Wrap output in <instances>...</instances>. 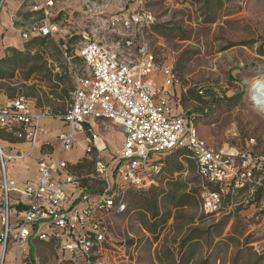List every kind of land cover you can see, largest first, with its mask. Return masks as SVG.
Here are the masks:
<instances>
[{
    "label": "built area",
    "instance_id": "built-area-1",
    "mask_svg": "<svg viewBox=\"0 0 264 264\" xmlns=\"http://www.w3.org/2000/svg\"><path fill=\"white\" fill-rule=\"evenodd\" d=\"M28 11L36 12L26 26L19 29L21 39L31 35L58 36L53 22L57 7L69 0H17ZM79 4L94 5L90 0ZM5 0H0V9ZM101 6H106L104 3ZM91 11L93 24L75 46L82 68L72 74V88L61 114L63 129L57 135V149L51 155H40L36 179L18 190L26 196L22 214L10 220L8 194L17 190L4 174L5 162L24 154H7L0 148V264L10 240L16 250L24 251L32 236L50 241L58 248L59 264H107L96 251L103 240L102 213L118 214L125 209L129 188L146 189L155 184L161 171L159 154L173 148L188 150L194 162L200 209L211 214L219 207L221 188L214 183L234 181L241 188L261 170L264 156L249 149L222 152L212 149L201 139L183 115L172 114L166 87L172 82L171 67L158 62L150 42L152 13L131 7L104 12ZM63 56L68 59L66 53ZM162 75L158 83L154 74ZM50 116L46 109L28 106L17 96L0 106V127L15 126V135L34 144L40 133L39 120ZM109 119L121 128L123 139L109 160L101 157L104 143L98 133L84 124L90 120ZM84 132L82 137L77 134ZM78 147L92 164L98 181L94 191H81L72 201L61 188L71 182L65 160L58 153ZM58 180H54L53 176ZM258 178H264L262 171ZM256 209L261 208V204Z\"/></svg>",
    "mask_w": 264,
    "mask_h": 264
},
{
    "label": "rangeland",
    "instance_id": "rangeland-1",
    "mask_svg": "<svg viewBox=\"0 0 264 264\" xmlns=\"http://www.w3.org/2000/svg\"><path fill=\"white\" fill-rule=\"evenodd\" d=\"M69 1L57 7L53 19L60 36L36 43V47L63 45L66 55H73L93 24L96 10L148 9L153 15L150 46L158 62L168 64L173 74L165 90L173 113L191 116L188 122L212 149H249L264 156V111L249 97L254 79L264 75V0H90L94 5ZM81 68V60L76 59V69ZM154 78L161 83L160 73ZM233 94L237 96L226 99ZM165 159L153 187L127 194L131 211L100 215L104 236L96 251L104 262L158 264L154 256L162 244L170 246L188 229L205 228L227 217L223 233L230 236L216 247L211 242L202 244L193 263L209 253L212 264H264V223L255 224L250 215L237 213L247 192L225 198V208L205 215L200 209L194 162L187 151L167 153ZM83 168L92 170V164ZM156 190L188 193L189 203L171 208L169 202L154 198L156 210L168 215L166 226L154 240L143 228L150 214L144 206H135H148Z\"/></svg>",
    "mask_w": 264,
    "mask_h": 264
},
{
    "label": "crops",
    "instance_id": "crops-1",
    "mask_svg": "<svg viewBox=\"0 0 264 264\" xmlns=\"http://www.w3.org/2000/svg\"><path fill=\"white\" fill-rule=\"evenodd\" d=\"M67 3L70 1L64 4ZM35 15L36 12L28 11L17 0H5L0 9V56H3L8 49L21 51L26 49L30 55L34 53L40 55V60L33 62L34 65L38 64L39 68H34L24 75L27 66L31 63L28 62L24 66L11 69L10 76H0V106L17 96H22L30 108L46 109L50 113V116L40 118L41 130L32 146L15 135V126L0 127V148L7 154H24L22 157L7 160L4 165L6 178L12 180L17 189H10L8 194L11 223L24 210L26 196L18 190L23 184L35 181L38 157L51 155L57 149L56 135L64 127L63 121L57 115L61 114L66 106L73 84L72 74L77 70L76 59H80L76 48L73 55L69 53L67 59L63 56V52L66 53L63 45L52 48L35 46L41 39L50 38L49 36L31 35L26 41L21 39L19 29L26 26ZM58 36H60L59 33ZM25 42L28 43L27 46ZM99 125L103 126L101 130ZM88 129L98 133L100 140L104 143L101 157L109 160L111 154L122 143L123 134L120 126L109 119L101 118L85 123L84 132ZM84 132L78 133L77 138L82 137ZM58 158L65 160V171L73 178L71 182L60 183L61 188L68 194L69 201H72L81 191L97 189L98 185L94 186V184H98V181L92 170L83 168L89 161L78 147L72 146L66 151L59 152ZM53 178L58 180L55 175ZM1 195L0 187V210ZM237 213L250 215L255 224L264 223V212L256 213L252 205L237 208ZM59 254L58 248L50 241L40 240L34 236L31 237L24 251L16 250L9 240L3 252L2 264H59Z\"/></svg>",
    "mask_w": 264,
    "mask_h": 264
},
{
    "label": "trees",
    "instance_id": "trees-1",
    "mask_svg": "<svg viewBox=\"0 0 264 264\" xmlns=\"http://www.w3.org/2000/svg\"><path fill=\"white\" fill-rule=\"evenodd\" d=\"M35 36H42V35H35ZM42 37H48V36H42ZM28 38L25 39L24 41L28 40ZM47 39L48 38H43L38 43L40 44L44 43ZM27 44L28 43L25 42V46H27ZM38 60H40V55L38 53H34L30 55L26 51V49L24 51L16 50V49H8L7 52H5L3 56H0V76H10L11 69H13L14 67L24 66L28 62H31L29 66H27L26 68V71L24 73L25 75L27 74V72L33 70L34 68H37V66L34 65L33 62L38 61ZM235 96L237 95L233 94L229 97H226V99L230 100L231 98L233 99ZM237 101H238V97H237ZM171 107H172V104H171ZM171 112L172 114H180V113H173V107H172ZM180 115H183V113H181ZM183 116L186 118L187 121L191 120V116L189 115L187 116L183 115ZM183 150L187 151V153L189 154V157L191 158L188 150L184 148H173L167 152L159 154V156L157 157V160L160 161L161 163V171H162V167L165 166V163H166V159L164 161L165 154L170 153V152H175L178 155L182 153ZM179 168H180V165L176 164L174 169L178 170ZM262 171H264V163L261 166V170L255 171L253 174V177L250 180H247L245 185L241 188H237L236 186H234L233 179L227 182H224V183L212 184L211 185L212 189L216 190V189L221 188V197H220L219 207L217 211L225 208L224 207L225 205H223L225 198H228V197L231 198L232 195H235V194H237L238 196L244 191H246L247 195L246 197L243 198L244 202H242V204L240 203V205H237V208H244V207H247L248 205H252L255 208L256 213L263 212L264 203L261 204L260 209H256V207L260 204L261 200L264 199V178H258ZM149 187H153V185H150ZM144 190L145 189L129 188L127 190V194L129 192L130 193H136L138 191L143 192ZM127 194H126L125 209L120 213L131 211L127 208ZM156 196H157V200L159 198V199L169 202V207L171 208L177 207V206H183L189 203L188 193L183 192V193L175 195L172 190L171 191L156 190L154 191L152 198L150 200V204L148 206L146 204L135 206L137 208L144 206L146 212L150 214V221L148 223H145L143 225V228L145 229V231L151 234L154 240H157L158 236L160 235V231H162L164 227L166 226L164 224L168 217V215L160 214L156 210V205H154L155 203H153L154 198ZM247 203L248 205L245 206ZM205 215L203 218H205ZM226 224H227V217H222V219H220L216 223L212 225H207L205 228L188 229L186 233H184L177 239H173L172 245L170 246L164 245V244L161 245V247L155 252L154 257H155L156 262L158 264H212V261H211L212 259L209 253H205L201 258L197 260L196 263H193V257L197 254L196 252L199 250V247L204 243L209 245V243L211 242L212 245L215 247L216 245L223 243L222 241H225L227 236H230L229 234L223 233V230ZM213 258L215 259L214 256Z\"/></svg>",
    "mask_w": 264,
    "mask_h": 264
},
{
    "label": "bare ground",
    "instance_id": "bare-ground-1",
    "mask_svg": "<svg viewBox=\"0 0 264 264\" xmlns=\"http://www.w3.org/2000/svg\"><path fill=\"white\" fill-rule=\"evenodd\" d=\"M249 97L264 111V75L257 76L249 88Z\"/></svg>",
    "mask_w": 264,
    "mask_h": 264
}]
</instances>
